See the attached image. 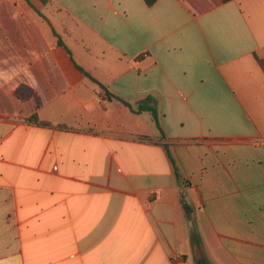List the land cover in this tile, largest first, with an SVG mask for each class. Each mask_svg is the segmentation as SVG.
<instances>
[{
    "label": "crops",
    "instance_id": "1",
    "mask_svg": "<svg viewBox=\"0 0 264 264\" xmlns=\"http://www.w3.org/2000/svg\"><path fill=\"white\" fill-rule=\"evenodd\" d=\"M262 59L264 0H0V264H264Z\"/></svg>",
    "mask_w": 264,
    "mask_h": 264
},
{
    "label": "trees",
    "instance_id": "2",
    "mask_svg": "<svg viewBox=\"0 0 264 264\" xmlns=\"http://www.w3.org/2000/svg\"><path fill=\"white\" fill-rule=\"evenodd\" d=\"M41 1L44 2V3H47V2H48V0H41ZM156 1H157V0H143V2H144L147 6H152ZM222 1H223V2H227V1H230V0H222ZM257 62H258L259 66L261 67V69H262L263 72H264V59H262V60H257ZM112 97H113V96H112ZM121 101H122V100H121ZM122 102H123L124 104L127 105L126 102H124V101H122ZM142 110H147V111L150 112V114H151V119H152L154 125H155L156 128L159 130V132L162 134V130H161V127H160V124H159V120H158V116H157L156 111H155L153 108H149V107H146V106H145V107H142V106H141V107H138L137 110H135V112H140V111H142ZM32 121L37 122V123L42 124V125H47V123L40 122V121H38L36 118H32ZM181 204H182V206H183V208H184V210H185L186 212H188V211L190 210L189 206H187V204L185 203L183 196H181Z\"/></svg>",
    "mask_w": 264,
    "mask_h": 264
},
{
    "label": "rangeland",
    "instance_id": "3",
    "mask_svg": "<svg viewBox=\"0 0 264 264\" xmlns=\"http://www.w3.org/2000/svg\"><path fill=\"white\" fill-rule=\"evenodd\" d=\"M216 254H217V252L214 255H216ZM193 261H194L193 264H197V262H199V261H200V263L205 262V263H209V264H219L216 257L212 258V257L208 256V258H206L201 251H196V254H195Z\"/></svg>",
    "mask_w": 264,
    "mask_h": 264
},
{
    "label": "water",
    "instance_id": "4",
    "mask_svg": "<svg viewBox=\"0 0 264 264\" xmlns=\"http://www.w3.org/2000/svg\"><path fill=\"white\" fill-rule=\"evenodd\" d=\"M197 264H209V263H205V262L200 263V261H199V262H197Z\"/></svg>",
    "mask_w": 264,
    "mask_h": 264
}]
</instances>
